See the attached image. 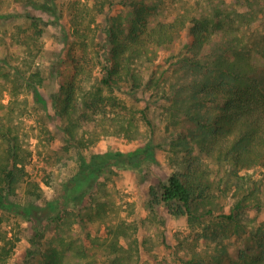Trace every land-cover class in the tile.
I'll use <instances>...</instances> for the list:
<instances>
[{
    "label": "trees",
    "instance_id": "1",
    "mask_svg": "<svg viewBox=\"0 0 264 264\" xmlns=\"http://www.w3.org/2000/svg\"><path fill=\"white\" fill-rule=\"evenodd\" d=\"M46 3L52 10L59 7L55 0ZM158 7L157 0H76L70 5L69 27L66 25L63 34L68 47L59 54L61 59L53 68L61 94L60 98L54 95L55 111L71 123L68 133L82 123H91L93 128H114L129 136L130 124L118 122L111 126L98 119L101 105L96 100L84 101L79 94L98 68L102 87L141 101L138 94L157 85L153 76L156 55L175 53V46L186 33L176 63L191 78L171 95L165 122L171 130L167 152L176 167L159 182V193L153 191L151 195L170 213L185 216L193 223L213 219L219 198L234 187L237 198L229 213L214 216L228 225L227 241L214 238L212 255L181 246L174 252L175 261L264 264V222L253 229L246 216L249 210L259 212L264 207V0H205L193 12L172 15H164ZM75 46L83 52L81 55L76 54ZM43 81L40 70L23 78L36 104L43 102ZM139 118L153 135L157 124L145 109ZM0 140L4 146L0 205L5 206L10 196L17 195L26 170L21 146L12 128L1 119ZM145 159L141 154L128 158L95 155L89 162L82 160L80 172L64 190L63 210L110 165L134 169ZM255 170H259L258 178L254 177ZM241 171L244 174H239ZM230 175L234 178L232 187L221 186ZM200 207L204 212L199 215ZM86 229L91 230V226ZM41 235H36L34 248L27 251V256H41L44 264H63L64 238L56 237L53 247L42 250L38 243ZM230 245L234 247L230 249ZM109 248L115 251L113 243ZM82 249L81 245L75 246L78 252ZM108 258V263L119 264L117 251ZM19 264H28L27 259Z\"/></svg>",
    "mask_w": 264,
    "mask_h": 264
},
{
    "label": "rangeland",
    "instance_id": "2",
    "mask_svg": "<svg viewBox=\"0 0 264 264\" xmlns=\"http://www.w3.org/2000/svg\"><path fill=\"white\" fill-rule=\"evenodd\" d=\"M55 1L59 6L56 10L47 7L46 0H0V119L12 128L26 170L17 195L10 196L5 206L0 205V264H19L23 259L28 264H44L41 256H27L38 233H42L38 238L42 250L53 247L56 237L64 238L63 264H110L108 256L116 251L119 264H180L174 252L181 246L212 255L214 238L227 241L228 225L214 216L229 213L237 198L231 175L221 186L230 185L232 190L219 198L210 220L192 223L185 216L170 213L151 195L153 191L159 193V182L176 167L167 152L171 130L165 122L171 95L191 78L176 63L186 33L175 46V53L156 55L153 76L157 85L140 92L141 101L102 87L98 68L79 94L84 101L96 100L101 105L98 119L111 126L130 124L129 136L114 128H93L91 123H82L68 133L71 123L60 118L54 107V95L60 98L61 94L53 68L68 47L63 34L66 25L69 27V7L76 0ZM204 2L157 0L164 15L193 12ZM73 49L76 54L83 53L77 46ZM34 70H40L44 78L41 104L33 101L23 82ZM142 109L157 124L153 135L139 118ZM3 147L0 140V165ZM141 154L146 159L134 169L110 165L98 173L63 210L64 190L80 172L82 160L89 162L95 155L128 158ZM254 177H259V170L254 171ZM214 192L220 193L217 189ZM203 212L200 207L198 214ZM246 216L248 226L256 229L264 222V207L259 212L249 210ZM88 218L93 222H81ZM89 226L91 230L86 229ZM111 243L115 251H110ZM77 245L82 246V253L75 250Z\"/></svg>",
    "mask_w": 264,
    "mask_h": 264
}]
</instances>
